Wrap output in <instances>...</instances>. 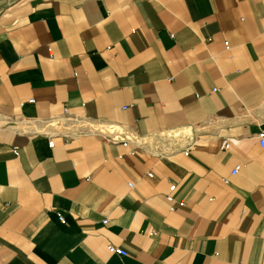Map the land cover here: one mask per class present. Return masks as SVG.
Here are the masks:
<instances>
[{
  "label": "crops",
  "instance_id": "0c3cea01",
  "mask_svg": "<svg viewBox=\"0 0 264 264\" xmlns=\"http://www.w3.org/2000/svg\"><path fill=\"white\" fill-rule=\"evenodd\" d=\"M263 125L264 0H0V264H264Z\"/></svg>",
  "mask_w": 264,
  "mask_h": 264
},
{
  "label": "built area",
  "instance_id": "2783aa9c",
  "mask_svg": "<svg viewBox=\"0 0 264 264\" xmlns=\"http://www.w3.org/2000/svg\"><path fill=\"white\" fill-rule=\"evenodd\" d=\"M28 101H29V102H32L33 99H30V100H28ZM257 138H258L259 145L262 146V147H264V125H263L262 127L259 128V130H258V132H257ZM48 144H49V146H52V145H53V141H49ZM228 147H229V142H228L227 139H224V140L222 141V148H223V149H227ZM236 171H237V167L234 168V169L232 170L231 174H235ZM222 180H223V182L226 183V184H228V182H229V180H228L227 178H223ZM174 188H175L174 185H170V186H169V193L166 194V199H167L169 202H172V201H173V197H172V195H171L170 192L173 191ZM58 219H59L60 221H62V220H63V217L59 215V216H58ZM108 249H109L111 252L116 253V254H118V255H121V256L126 255V251H125V250H123L122 248L116 247V246H114V245H112V244H110V245L108 246Z\"/></svg>",
  "mask_w": 264,
  "mask_h": 264
}]
</instances>
